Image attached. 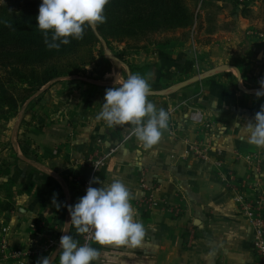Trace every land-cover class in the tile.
I'll return each instance as SVG.
<instances>
[{
  "label": "crops",
  "instance_id": "0c3cea01",
  "mask_svg": "<svg viewBox=\"0 0 264 264\" xmlns=\"http://www.w3.org/2000/svg\"><path fill=\"white\" fill-rule=\"evenodd\" d=\"M217 23L210 42L200 46L206 58L196 66L180 33L166 43L135 49L118 44L124 61L105 53L107 68L96 78L54 81L6 125L0 133V244L8 246L7 264H37L34 260L53 253V264H59L61 236L72 235L79 244L81 234L68 225L67 206L84 196L90 162L116 147L97 176L102 184L96 185L119 179L127 186L145 236L134 249L95 243L100 255L93 264L254 263L253 229L242 205L264 194V149L249 143L244 128L255 123V113L264 106V97H256L264 79V42L250 34L264 31V22L227 7ZM136 73L148 79V100L157 110L173 104L175 90L166 88L176 82L189 106L176 113L174 127L149 150L131 126L109 127L96 119L116 78ZM188 109L200 112L202 127ZM143 181L157 188L148 191ZM54 194L59 208L53 205ZM149 194L160 204L144 213L138 204Z\"/></svg>",
  "mask_w": 264,
  "mask_h": 264
},
{
  "label": "clouds",
  "instance_id": "9594fccd",
  "mask_svg": "<svg viewBox=\"0 0 264 264\" xmlns=\"http://www.w3.org/2000/svg\"><path fill=\"white\" fill-rule=\"evenodd\" d=\"M110 0H42L37 16L38 28L46 47L59 50L71 39L81 40L85 27L95 28L106 22L105 9ZM256 97H264V79L259 81ZM150 84L145 76L131 74L126 79L116 78V86L106 90L104 103L96 119L109 127L131 126L130 130L145 150L159 143L168 128L169 115L148 100ZM249 132V143L264 149V106L255 113V123L244 128ZM101 183L93 181V183ZM53 205L57 208L56 196ZM131 193L119 179L99 188H87L86 195L74 206H67L77 234H92L101 247L123 246L138 248L145 236L144 225L136 219L131 205ZM68 233V232H66ZM59 264H93L100 255L88 244L78 246L72 235L60 238ZM55 253L37 260V264H53Z\"/></svg>",
  "mask_w": 264,
  "mask_h": 264
},
{
  "label": "trees",
  "instance_id": "16d2710c",
  "mask_svg": "<svg viewBox=\"0 0 264 264\" xmlns=\"http://www.w3.org/2000/svg\"><path fill=\"white\" fill-rule=\"evenodd\" d=\"M13 1L15 12L0 17V120L14 118L18 103L44 86L78 75L93 62L101 38L151 45L156 36L188 30L196 22L189 5L196 0H110L105 23L85 27L83 39L49 50L37 29L42 0Z\"/></svg>",
  "mask_w": 264,
  "mask_h": 264
},
{
  "label": "rangeland",
  "instance_id": "374dc122",
  "mask_svg": "<svg viewBox=\"0 0 264 264\" xmlns=\"http://www.w3.org/2000/svg\"><path fill=\"white\" fill-rule=\"evenodd\" d=\"M190 8L195 12L196 16V22L195 24L188 30H180L176 31L175 33H171L169 35H158L154 38V40L160 41L161 43H166L167 41H170L171 39H175L179 34V38L187 41L189 44L190 54L192 55V59L195 62L194 65L196 66V63L198 59H204L206 58V53L200 48V46H203L204 44H208L211 40V35H213L218 28V15L221 12V10H224V8H232V9H238L240 11V14L243 16V18H247L251 20V18H260L264 22V0H234V2H230V4L227 5L226 0H196L193 2H189ZM16 10L15 4L13 0H0V17H6L10 14L14 13ZM204 13L205 16L202 14ZM203 16V17H202ZM252 35L256 37L257 33H264L261 29H255L252 32ZM257 40V38H255ZM258 41V40H257ZM261 43V41H258ZM118 44H127L128 47H134L140 48V45H145V42L143 41H136L134 39L125 40L123 42H117L115 40H109V42H106L104 39H100V43L96 44L93 48V54H94V60L91 64L85 66L82 68L81 72L78 73L76 76L72 77H64L60 79H71L73 77L78 78H85V79H92L95 73H102L103 69L107 68L108 62L106 61L105 53L108 54V56H112V58L118 59L120 61H124V52L117 50ZM203 51V52H202ZM109 58V57H108ZM94 65V66H93ZM109 68V67H108ZM197 71V70H196ZM199 72V71H198ZM55 80V81H59ZM54 82V81H53ZM52 82V83H53ZM176 83H173L172 85H168L166 89L171 91V89H174L175 92L173 93V104L169 106V110H172V118L170 124H168V128L171 130V127H174V117L176 113L182 108V107H189L187 106L186 101H183V98H181V94L178 93L179 85ZM51 84V83H50ZM49 84L38 90L31 98H29L27 101L23 103H18V109L16 116L11 119L6 120H0V133H2L6 125L11 122L13 119L17 118L20 114L22 109L32 100L33 97L42 94L43 92L47 91ZM43 91V92H42ZM41 92V93H40ZM180 96V97H179ZM191 110L190 112V118L192 121H194L199 127L203 126L205 123L202 122V115L199 111H196L194 109H188ZM196 114H199L200 116H195ZM205 131V130H204ZM83 184V183H82ZM83 192V189H82ZM83 194H85L83 192ZM3 240H1L2 242ZM2 252V249H0V264H7L11 261L8 257L4 256ZM29 256V255H27ZM33 256V255H30ZM20 261V260H19ZM37 262V260H34Z\"/></svg>",
  "mask_w": 264,
  "mask_h": 264
},
{
  "label": "built area",
  "instance_id": "2783aa9c",
  "mask_svg": "<svg viewBox=\"0 0 264 264\" xmlns=\"http://www.w3.org/2000/svg\"><path fill=\"white\" fill-rule=\"evenodd\" d=\"M252 35V33H250ZM256 38L264 42V33H257ZM169 115L168 124L171 122L172 118V110L166 111ZM195 116H200L196 114ZM117 151V147L112 149L110 153L104 158H97L96 160H92L90 162V171L88 177L84 180L82 184L83 192L86 195L87 188L91 185L92 187H97L96 181L98 174L103 168L106 158L110 157L111 154H114ZM200 156L205 160L207 158L205 153L200 154ZM235 181V180H234ZM145 189L148 191H154L157 187L154 183H146L142 182ZM159 201L154 199L151 194H149L144 200H142L138 205L142 209L144 213H151L155 211L159 206ZM242 210L245 215L248 217L252 229H253V238H252V251L255 258L253 264H264V194L256 195L252 198H247L243 200ZM180 213L179 210H174L173 214L178 216ZM187 245L190 246L193 243L194 232L192 231L187 237ZM84 244H88L92 247L95 246V242L92 234H81L80 242L78 246H82ZM0 249H2L3 255L6 254L8 250V246L5 241H2L0 244Z\"/></svg>",
  "mask_w": 264,
  "mask_h": 264
}]
</instances>
